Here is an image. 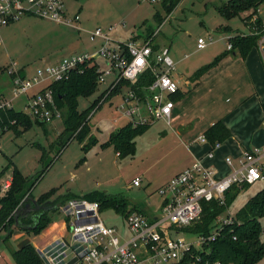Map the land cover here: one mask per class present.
<instances>
[{
  "label": "rangeland",
  "instance_id": "obj_1",
  "mask_svg": "<svg viewBox=\"0 0 264 264\" xmlns=\"http://www.w3.org/2000/svg\"><path fill=\"white\" fill-rule=\"evenodd\" d=\"M63 1L72 15L79 14L80 21L77 25L80 31L37 17H24L0 32V94H5V97L0 98L12 100L13 108L18 111L25 110L26 99L13 98L11 76L6 71L8 66L16 62L22 73L27 71L28 74L34 75L39 70L56 65L58 61L68 59L72 54H84L89 51L94 45L90 40L91 34L99 28L105 32L114 28L110 35L112 40L122 43L130 40L143 42L149 33H156L158 44L169 47L172 54L179 52L183 56H189L176 69L178 79L184 83L199 67L214 61L216 56L227 50L231 34L247 36L253 32L245 21L249 11L230 20L221 16L219 7L229 0H180L170 14L167 6L170 0ZM260 15L264 20V3L260 7ZM199 37L206 40L211 37L214 42L203 50H197ZM108 80L112 81V78L109 77ZM47 83L50 82L36 85L31 92L46 89ZM107 87L108 85L101 84L91 95L79 98L78 112L83 113L97 102ZM92 113L88 123L99 144L86 153L77 139L62 149V142L66 139L62 140L60 137L65 130L63 117L51 124H39L32 120L33 127L27 130L20 127L19 135L14 130L5 131L0 137V173L5 171V176L0 181V196L6 195H3L1 188L6 181L12 180V171L17 168L31 178L30 184L44 172V177L32 189L35 199L53 189L59 190L55 198L71 192L82 196L94 191H105L125 196L132 207L139 205L144 208L145 214L157 213L156 209L160 205L158 189L168 175L181 164L178 160L181 150L169 153L170 148L176 146L172 142L170 128L166 127L167 136L163 133L165 123H153L147 132L137 137L135 156L118 157L113 147L102 146L109 140L111 133L127 125L126 120L119 111L110 109L107 102ZM48 165H51L50 168L45 170ZM136 177L142 181L137 187L133 185ZM263 189L264 182L261 181L241 190L221 218H234L249 200ZM101 214V219L107 226L117 229L120 233L125 230L126 220L122 214H117L113 209H104ZM49 217L59 226L43 234L47 243L60 234L61 224L68 223L69 219L61 211H55ZM259 221L263 238L264 217ZM14 230L9 239V246L14 249L17 248L15 239L19 235L30 240L34 247L37 241L43 239V236H40L37 240L33 233L20 231L16 227ZM62 237L67 246L62 247L61 240L55 243L59 250L54 264H71L74 256L70 248L77 249L79 242L68 233ZM6 238L7 233H1L0 252L5 259L0 264H15L10 257L8 244L4 243ZM186 239L200 250L198 235L187 233ZM44 264L51 262L44 260ZM255 264H264V257Z\"/></svg>",
  "mask_w": 264,
  "mask_h": 264
},
{
  "label": "built area",
  "instance_id": "obj_2",
  "mask_svg": "<svg viewBox=\"0 0 264 264\" xmlns=\"http://www.w3.org/2000/svg\"><path fill=\"white\" fill-rule=\"evenodd\" d=\"M160 1L162 0H156ZM24 17H37L79 29L77 23L80 16L71 15L63 0H0V32ZM255 21L254 18L253 22ZM113 30L114 28L105 32L99 28L92 32V40L101 41L95 51L69 56L61 63L39 70L34 75L22 73L18 63H11L6 70L12 80L11 92L15 100L26 99L23 112L45 124L62 118L53 90L47 88L36 93L31 91L36 85L46 81L58 83L68 80L72 72L82 73L85 65H91L96 67L99 75L97 86L108 85L97 108L121 93L116 110L134 128L140 125L151 126L158 121L170 124L175 107L172 96L180 88L176 79V64L169 48L165 46L154 49L156 33L143 42L130 40L122 43L112 40L110 35ZM213 42L211 37L208 40L199 38L197 48L205 49ZM259 45L263 52L264 35ZM231 48L229 39L228 50ZM147 73H151L154 80L149 85L137 86ZM109 77L114 79L109 81ZM122 82L129 85L123 86L117 93L116 89ZM50 83L46 86L52 85ZM5 108H13L12 100L0 98V111ZM92 116L93 113L89 118ZM6 130L8 127L0 124V137ZM200 142L207 143V136L202 135ZM220 145V142L212 145L210 157H213V151ZM226 163L230 167L234 166L232 158H226ZM261 181L264 182V147L255 148L239 157L233 171L223 177L218 176L214 169L196 161L158 189L160 205L156 209L157 213H127L124 218L126 227L121 233L107 226L101 219V206L97 202L72 198L60 208L69 218V234L79 242L77 249L70 248L74 256L71 264H222L203 258L200 253H210L204 249V244L219 238L223 228L232 225L235 217L219 216L211 235H198L200 250L186 239L188 232L184 230L202 220L205 204L224 205L226 194L235 186L243 188ZM140 183V178L133 181L136 187ZM11 184L12 180H8L2 186L3 195L8 192ZM61 245L67 246L66 241L63 240ZM58 250L55 247L44 253L41 256L43 262L49 260L54 264ZM194 250L199 254H195ZM3 260L0 253V261Z\"/></svg>",
  "mask_w": 264,
  "mask_h": 264
},
{
  "label": "trees",
  "instance_id": "obj_3",
  "mask_svg": "<svg viewBox=\"0 0 264 264\" xmlns=\"http://www.w3.org/2000/svg\"><path fill=\"white\" fill-rule=\"evenodd\" d=\"M179 2L180 0H170L167 5L169 14L177 7L176 5ZM263 3L264 0H229L227 3H223V6L219 7V12L225 20L239 17L246 11H252L245 21L246 24L251 26L253 32L247 34V36H232L230 38V43L232 44L231 50L221 53L212 63L200 67L192 77L193 80H199V78L208 73L232 52H237L243 58H246L251 49L258 47L259 41L264 35V22L258 17V11L263 6ZM254 18L256 20L255 22H253ZM160 23L162 24V21ZM152 34L149 33L145 36V40L149 39ZM154 49H158V46H154ZM98 76L96 67L85 65L82 73L72 72L68 80L52 83V85L47 87L54 91L56 106L62 112L65 130L60 137L62 140L66 138L62 142V149L66 148L74 139L80 141L85 153L99 143V140L92 135L91 125L88 123L90 121L89 116L97 108L99 101L95 102L83 113H79L77 107L79 98H85V96L91 95L96 91L98 88ZM153 80L154 77L151 73H147L145 78L139 80L137 86L149 85ZM127 85L129 83L122 82L116 89V92H120L121 88ZM183 96L184 93L180 90L172 96V100H181ZM32 120L35 123L45 124L37 119H33L23 111H18L14 108H5L0 111L1 126L8 127V130H14L17 135L20 134V127L25 130L32 128ZM11 122H14V124H11ZM149 127L150 125H140L134 128L129 124L118 132L111 134L109 140L103 144L102 148L113 147L116 154L120 157L135 156L136 139L144 134ZM205 136H207L212 145H215L217 142L223 143L229 139L231 133L222 122H218L205 133ZM42 157L44 158V155ZM50 166L48 165L45 170L50 168ZM4 176L5 171H2L0 173V181ZM43 177L44 172L40 173L36 181L30 184L31 178L22 174L17 168H14L12 171L11 187L4 197L0 196V235L3 232L7 233V238L4 240V243L5 245L8 244L7 247L10 257H12L15 264H43L44 262L32 244H27L21 249H14L12 246H9V239L14 234V228L16 227L20 231H25L29 234L33 233L38 236L51 224L52 221L49 216L52 213L60 211L61 206L72 198H78L73 193L55 198L59 190L53 189L35 200L32 195V189ZM247 187L249 186H244L243 188L235 186L226 194V204L224 205L218 203L205 204L202 220L199 223L187 227L184 232L200 236L211 235L216 227L219 216H222L229 210L240 191ZM83 198L97 202L101 206L102 213L104 209H113L117 214H122L124 218L127 213L132 211H139L145 214L143 209L135 206L132 207L123 195L119 196L109 194L105 191H94L88 193ZM34 200L35 206L41 207V210L39 212L29 213V217L25 215V210H23L16 219V212L22 207L26 209V204ZM234 217V223L225 226L219 238L213 242L204 244V249L210 253L204 252L200 253V255L202 254L203 258L210 259L212 262L222 264H255L264 257L263 233L259 221L260 218L264 217V189L253 196ZM194 252L195 254H199L195 250Z\"/></svg>",
  "mask_w": 264,
  "mask_h": 264
},
{
  "label": "crops",
  "instance_id": "obj_4",
  "mask_svg": "<svg viewBox=\"0 0 264 264\" xmlns=\"http://www.w3.org/2000/svg\"><path fill=\"white\" fill-rule=\"evenodd\" d=\"M68 11L70 12L69 9ZM71 13L72 12H70V14ZM248 13V15H250L252 11ZM258 17L262 20L260 9L258 11ZM262 21L264 22V20ZM55 24L67 28V26L64 25ZM249 27L251 28L250 25ZM78 30H81L80 27ZM232 36L235 35L231 34L230 38ZM156 38L157 36L154 38L155 44L158 47H162V45L158 44ZM90 40L94 45L89 51L85 52H93L101 44V41H93L92 35ZM169 50L176 64V69L189 57L188 55L183 56L179 52H174L172 54V50L170 48ZM197 50L203 49L197 48ZM226 51L230 50L227 48ZM60 62L62 61H58L56 64ZM212 62L213 61L208 64ZM25 72L27 71L23 73L25 74ZM196 72H194V74ZM194 74L184 83L183 81L180 82L178 74L176 73L179 88L181 92L184 93V96L181 100L174 101L175 107L170 118V124L165 121H158L165 123L163 131L165 135L168 136L166 127L170 128L172 132V142H174L176 146L170 148L169 153L174 150H181L180 158H178L181 164L168 175L169 177L161 186L169 183L173 177L184 172L186 168L190 167L196 161H200L206 167L214 169L218 176H226L233 171L239 157L250 152V150L264 147V52H262L260 45L258 44V47L251 49L246 58H243L237 52H232L197 81L192 79ZM113 79L112 77V80ZM4 95L5 94H0V97ZM120 95L121 93H118V95L112 97V99L107 102L110 109H116V104H118L120 100ZM100 99L98 101H100ZM116 100L117 102H115ZM218 122H222L225 125L231 133V137L221 143L220 147L213 151V157H210L209 152L213 148L212 144L209 140L207 143H202L200 142V138ZM127 125H129L128 122ZM226 158H232L234 160L233 167L227 165ZM71 193L78 198H83L86 195L82 194V196H80L75 192ZM35 200H37V198ZM135 207H139L145 211V209L139 205H135ZM58 226L59 224L52 221L49 227L41 232L40 235H35L36 239L39 240L40 236H43V234ZM66 233L69 234L67 222H63L60 226V234L54 237L52 241L47 243L45 236H43L40 242L37 241L34 248L39 256H43L44 253L55 248L56 242L61 240V243L64 240L62 236ZM15 240L17 244L16 249H21L27 244H32L30 240L25 239V237L21 235L16 237Z\"/></svg>",
  "mask_w": 264,
  "mask_h": 264
},
{
  "label": "flooded vegetation",
  "instance_id": "obj_5",
  "mask_svg": "<svg viewBox=\"0 0 264 264\" xmlns=\"http://www.w3.org/2000/svg\"><path fill=\"white\" fill-rule=\"evenodd\" d=\"M36 204L34 203V201H32L31 203H28V204H26V209H25V211H24V213H25V215L27 216V217H29L30 216V214L29 213H34V212H39L40 210H41V207H38V206H35ZM33 206H35V207H32ZM32 210H34V211H32ZM32 211V212H31ZM28 212V213H27Z\"/></svg>",
  "mask_w": 264,
  "mask_h": 264
},
{
  "label": "water",
  "instance_id": "obj_6",
  "mask_svg": "<svg viewBox=\"0 0 264 264\" xmlns=\"http://www.w3.org/2000/svg\"><path fill=\"white\" fill-rule=\"evenodd\" d=\"M263 52H264V49H263ZM34 202H35V200H34ZM23 210H25V208L22 207L19 211L16 212V219L18 218V215L20 214V212ZM32 211H34V210H32Z\"/></svg>",
  "mask_w": 264,
  "mask_h": 264
}]
</instances>
